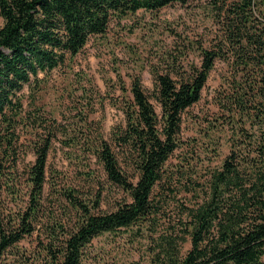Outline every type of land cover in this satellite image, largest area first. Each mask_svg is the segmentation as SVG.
Returning a JSON list of instances; mask_svg holds the SVG:
<instances>
[{
    "label": "trees",
    "instance_id": "trees-1",
    "mask_svg": "<svg viewBox=\"0 0 264 264\" xmlns=\"http://www.w3.org/2000/svg\"><path fill=\"white\" fill-rule=\"evenodd\" d=\"M188 1L0 0V264H81L94 238L121 231L146 239L150 264H264V0H205L215 42L176 76L154 70L150 93L135 76L110 138L87 117L76 132L35 102L41 73L113 19ZM218 59V117L186 136ZM56 142L76 163L73 179L49 162ZM95 163L126 194L111 209Z\"/></svg>",
    "mask_w": 264,
    "mask_h": 264
},
{
    "label": "rangeland",
    "instance_id": "rangeland-1",
    "mask_svg": "<svg viewBox=\"0 0 264 264\" xmlns=\"http://www.w3.org/2000/svg\"><path fill=\"white\" fill-rule=\"evenodd\" d=\"M218 30L219 24L205 0L175 2L158 10L140 9L134 14L115 18L105 33L91 36L83 49L66 64L41 73L40 88L34 91L36 105L60 120H68L72 127L77 126L76 132L85 127L79 118L87 117L110 138L112 128L124 122L122 104L131 96L132 79L141 76L150 93L154 87V70L171 71L176 76V68L184 70L191 64H199L202 48L212 46ZM225 76L226 63L218 59L201 100L188 110L186 136L200 137L201 131L208 127L207 120L218 117L215 94L226 86ZM26 92L29 94V89ZM55 146L49 157L50 164L63 169L71 179L78 176L76 163L68 159L59 142ZM228 151L225 135L221 144L222 156ZM33 159L30 152L27 160ZM94 167L105 182L100 164L95 163ZM125 195L119 187L106 181L102 208H113L115 200ZM132 238L127 231L120 234L106 232L94 238L81 264H150L146 239L133 241ZM34 241L25 240L24 245L31 249Z\"/></svg>",
    "mask_w": 264,
    "mask_h": 264
}]
</instances>
